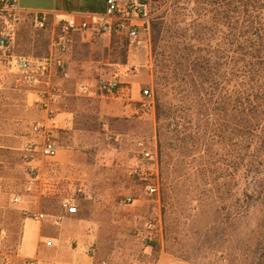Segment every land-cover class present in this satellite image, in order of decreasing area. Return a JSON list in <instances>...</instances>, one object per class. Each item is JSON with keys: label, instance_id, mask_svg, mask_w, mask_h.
<instances>
[{"label": "rangeland", "instance_id": "1", "mask_svg": "<svg viewBox=\"0 0 264 264\" xmlns=\"http://www.w3.org/2000/svg\"><path fill=\"white\" fill-rule=\"evenodd\" d=\"M148 1V27L135 41L116 39L113 55L124 62L132 48L131 76L144 77L141 92L151 91L153 106L144 120L120 118L113 129L91 131L97 195L81 209L94 234L88 245L109 264H155L161 254L194 264H264V131L248 139L242 116L231 118L236 90L264 89V0ZM28 27L22 49L47 41L41 28ZM178 61L195 65L196 72L184 69L197 84L206 78L205 89L158 85L164 74L182 76ZM99 78L89 83L93 90ZM157 89L176 109L170 127L158 122ZM17 117V108L0 114V128L26 140L35 111L19 124ZM6 155L0 168L29 176L21 154Z\"/></svg>", "mask_w": 264, "mask_h": 264}, {"label": "crops", "instance_id": "2", "mask_svg": "<svg viewBox=\"0 0 264 264\" xmlns=\"http://www.w3.org/2000/svg\"><path fill=\"white\" fill-rule=\"evenodd\" d=\"M17 3L19 11L14 37L8 55H0V114L11 113L13 108H17L16 123L19 124L24 119L23 113L33 109L36 117L34 123L47 118L38 104L43 91H47L51 85H58L66 90V94L53 107L56 113V139L62 148L56 158L38 161L39 180L32 181L28 174L8 170L6 166L0 168V264H96L102 258L101 253L100 258L95 259L83 253L94 234L89 231L88 220L81 214L83 202L90 203L97 195L92 152L88 150V147L97 144V138L91 137V131L113 129V120L120 118L145 119L149 110L144 108L141 92L144 77H132L126 73L127 66H134L128 59L132 48L129 47L124 62L114 57L113 52L119 46L116 39L124 37L78 30L74 32L70 50L63 55L68 78L61 79L56 71H52L39 77L35 85L29 84L24 75L9 65V55L37 59L43 56L39 48L46 50L47 55L55 52L52 47L55 28L53 13L70 14L79 24L85 19L86 13H104L107 2L17 0ZM43 15L47 17V28L39 30L48 36L47 41L42 44V41L33 40L25 43L26 49H22L24 30L28 26L36 28L37 19ZM8 24L7 17L0 15V27ZM106 73L117 76L121 83H129L131 87L127 86L128 90L113 97L93 89L87 96L77 92V85L92 86L89 83ZM14 128L17 130L21 127ZM9 135L0 128V163H6L8 153L23 156L24 144L33 136L32 129L26 140L17 138V135L9 139ZM81 182L89 191L87 195L74 196L78 213L70 214L62 209L61 199L71 196L73 190L68 192L69 183ZM15 196H19L20 201L14 202ZM38 213L45 214V219L36 221L34 215ZM155 264L194 263L161 254Z\"/></svg>", "mask_w": 264, "mask_h": 264}, {"label": "built area", "instance_id": "3", "mask_svg": "<svg viewBox=\"0 0 264 264\" xmlns=\"http://www.w3.org/2000/svg\"><path fill=\"white\" fill-rule=\"evenodd\" d=\"M107 9L104 13H86L85 19L77 24L70 14L55 12L52 14V20L55 23L53 30L52 47L55 52L49 55L29 59L25 57L10 56L9 65L17 69L25 80L35 85L39 82V77L56 71L61 79H67L69 76L66 61L63 55L66 54L73 43L74 32L78 30H89L96 34L109 35L113 37H125L130 41L139 38L140 30L148 27L150 19V3L148 0H106ZM19 11L17 0H0V15H5L9 21L7 26L0 28V55L6 57L10 42L13 40L15 32V23ZM38 27L47 28V17L45 15L37 19ZM57 53V54H56ZM134 69L127 66L126 73L132 74ZM97 88L102 93L109 96H119L126 87L122 85L117 76H100ZM92 87L88 84L77 85V92L82 96L91 93ZM66 90L58 85H51L47 91H43L38 104L47 118L36 120L32 125L33 136L26 141L23 148L24 161L29 169V176L32 181L39 180L40 172L38 161L42 158L54 159L58 156L61 145L56 139L54 105L58 104L65 96ZM144 97L143 105L146 109H151L153 100L149 89L142 91ZM145 157H151L150 152H146ZM29 190V188H27ZM77 195H87V189L81 182L75 185ZM14 202L20 201L19 196L13 198ZM128 202L133 199L127 198ZM61 207L64 211L75 214L78 212L76 199L73 196H66L62 199ZM36 221L45 219V214L38 213L34 215ZM149 228H153L152 221L147 223ZM83 253L92 259L98 257L97 248L90 244L83 249ZM33 264V262H30ZM96 264H109L107 259L100 258Z\"/></svg>", "mask_w": 264, "mask_h": 264}, {"label": "trees", "instance_id": "4", "mask_svg": "<svg viewBox=\"0 0 264 264\" xmlns=\"http://www.w3.org/2000/svg\"><path fill=\"white\" fill-rule=\"evenodd\" d=\"M252 44L249 45V49L252 48ZM245 55H250L248 52ZM250 62H248L244 67L250 66ZM177 66H180V75L182 76H177L174 75V77L170 78L167 75L164 74L162 77H158V85L161 84L162 81V86L165 85H174L178 84L179 87H184L185 89H189L191 93L194 92V90H197L199 88V84L203 89H205L204 85L208 84L209 81L206 78H202L200 83L197 84V81L194 78H190L188 74V70L191 72H196V67L195 65L190 66L191 64L188 65H183V62H176ZM190 66V69H188ZM184 67H186L185 70ZM207 70V69H206ZM173 71H178V69H174ZM160 74L164 73L165 71L160 69L158 71ZM173 79V80H172ZM203 85V86H202ZM262 87L257 88V91L255 88L250 86L244 93H239V91H235V93L232 96V109H231V115H232V122L236 120V117L238 115L242 116V119L244 121V128L247 131V136L248 139L250 137H255L257 133L260 131H264V89ZM163 89V88H162ZM158 92V106H157V118L158 122H168L167 127H170L172 125V122L175 120V113L176 109L174 105H171L167 101H164V96L163 95V90L157 89ZM160 94V96H159ZM190 109V108H189ZM161 129V126L159 127V130ZM161 137V134H159ZM250 146V144H249ZM250 148H248V152L250 151Z\"/></svg>", "mask_w": 264, "mask_h": 264}]
</instances>
